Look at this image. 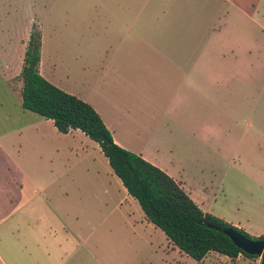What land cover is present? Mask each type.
Instances as JSON below:
<instances>
[{"label": "crops", "instance_id": "obj_1", "mask_svg": "<svg viewBox=\"0 0 264 264\" xmlns=\"http://www.w3.org/2000/svg\"><path fill=\"white\" fill-rule=\"evenodd\" d=\"M30 3V0H0V231L19 235L21 255L32 261L36 258L38 262L33 261L34 264H64L74 259L77 243L82 246L89 241L87 235L80 233L81 215L92 213L93 200L113 199L116 192L108 187L110 181L121 195L116 198L114 209L123 208L122 214L127 215H133L131 210L137 209L135 200L114 175L96 142L80 130L62 134L51 120L22 108L20 73L30 34L36 27L40 34L39 74L66 92L55 78L57 64L44 61V35L39 18L44 4L40 9L37 3L36 13L29 19V9L34 11V3ZM148 3L102 0L95 6L105 8L104 13L101 11L100 32L107 46L102 50L99 72L94 73L86 64L80 70L86 77L87 90L99 87L101 105L98 107L88 97L77 98L96 111L116 145L162 170L203 213L215 216L212 210L218 193L213 184L216 177L198 185L189 182L188 186L183 170L175 174L151 150H167L169 161H176V148L170 145L167 136L170 127L167 120L193 119L195 110L199 114L198 104L206 100V92L211 93L207 94L208 99L215 100L219 86L213 83L206 91L199 75L205 68L203 57L197 49L190 52L188 46L178 45L175 39L182 41V33L168 30V22L151 13L155 6L147 15L126 16L127 7L142 8ZM128 39H133L132 43ZM131 66L144 70L143 79L128 75L133 70ZM191 138L198 140L199 135L192 132ZM24 148L28 154L22 156ZM43 163L47 177L44 169L30 174L29 166L39 167ZM138 217L141 225H148L144 215ZM223 221L252 237L264 235V229L254 228L246 219L243 223ZM239 259L210 252L197 264L207 261L228 264Z\"/></svg>", "mask_w": 264, "mask_h": 264}, {"label": "rangeland", "instance_id": "obj_2", "mask_svg": "<svg viewBox=\"0 0 264 264\" xmlns=\"http://www.w3.org/2000/svg\"><path fill=\"white\" fill-rule=\"evenodd\" d=\"M30 1L34 11L29 9V19L36 13L37 3L40 9L44 4V12L39 10L44 61L57 64L55 78L67 93L88 97L100 107L99 87L87 90L80 67L86 64L94 73L101 68L102 50L107 46L100 32L105 8L95 6L102 0ZM134 1L149 3L142 8L127 7L126 16L147 15L155 6L151 13L167 21L168 30L182 33V41L175 39L178 45L188 46L190 52L197 49L203 57L205 68L199 75L206 91L213 83L219 86L215 100L208 99L210 92H206V100L198 104L199 114L195 110L193 119L167 120V136L176 148V161H169L167 150L151 153L175 174L183 170L188 186L215 176L218 193L212 212L222 221L243 223L246 219L254 228L264 229V0ZM136 66H131L128 75L141 80L144 70ZM192 132H197L198 140L191 138ZM24 149L22 156L28 154ZM45 165L29 166L30 174L44 169L47 177ZM108 187L116 192L113 199L93 200L92 213L80 217V233L87 235L88 243H77L74 259L64 264H197L168 243L159 229L140 224L138 215L143 213L136 201L133 215L122 214L123 208L114 209L121 195L112 181ZM20 246L19 235L0 231V264L38 262L21 255ZM239 258L228 264L259 263Z\"/></svg>", "mask_w": 264, "mask_h": 264}, {"label": "trees", "instance_id": "obj_3", "mask_svg": "<svg viewBox=\"0 0 264 264\" xmlns=\"http://www.w3.org/2000/svg\"><path fill=\"white\" fill-rule=\"evenodd\" d=\"M40 34L31 32L20 77L21 106L45 120H51L62 134L80 130L96 142L114 175L139 205L146 221L159 229L181 253L199 263L210 252L236 259L243 256L264 264L261 257L245 254L222 231L232 229L252 241L264 235L249 236L221 219L203 213L185 191L166 173L140 156L116 145L96 111L74 95L49 83L39 74Z\"/></svg>", "mask_w": 264, "mask_h": 264}, {"label": "water", "instance_id": "obj_4", "mask_svg": "<svg viewBox=\"0 0 264 264\" xmlns=\"http://www.w3.org/2000/svg\"><path fill=\"white\" fill-rule=\"evenodd\" d=\"M222 232L238 249L245 254L257 256L258 258L262 256L264 251V241L249 240L232 229H227Z\"/></svg>", "mask_w": 264, "mask_h": 264}]
</instances>
